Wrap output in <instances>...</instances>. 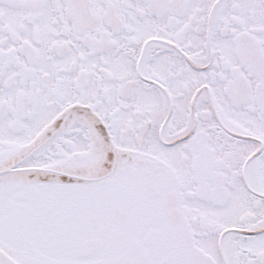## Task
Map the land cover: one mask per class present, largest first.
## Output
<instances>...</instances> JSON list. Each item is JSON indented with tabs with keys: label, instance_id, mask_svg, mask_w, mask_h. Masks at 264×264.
<instances>
[{
	"label": "snow or ice",
	"instance_id": "6c2138e0",
	"mask_svg": "<svg viewBox=\"0 0 264 264\" xmlns=\"http://www.w3.org/2000/svg\"><path fill=\"white\" fill-rule=\"evenodd\" d=\"M0 264H264V0H0Z\"/></svg>",
	"mask_w": 264,
	"mask_h": 264
}]
</instances>
